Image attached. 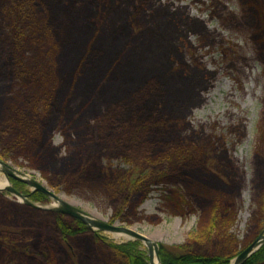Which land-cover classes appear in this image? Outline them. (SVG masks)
I'll return each mask as SVG.
<instances>
[{
  "label": "trees",
  "instance_id": "1",
  "mask_svg": "<svg viewBox=\"0 0 264 264\" xmlns=\"http://www.w3.org/2000/svg\"><path fill=\"white\" fill-rule=\"evenodd\" d=\"M151 1H133V25L126 20L127 0H0V160L22 158L55 192L63 184L70 193L80 182L73 180L86 175L75 173L66 181L59 175L78 150L95 153L99 160L112 153L129 164L142 158L148 170L136 180L130 169L112 174L100 165L105 172L98 184L120 200L110 223L146 219L136 208L156 186L162 188L167 211L183 218L192 210L174 186L196 181L215 191L216 181H223L204 163L198 162L202 175L200 168L192 169V153L200 155L204 147L186 135L181 112L184 101L196 96L201 75L193 65L192 74L173 73L174 61H179L176 41L197 31L186 19L176 26V37L173 28L169 33L161 27L152 30L169 13L153 11ZM137 16L143 24L154 21L145 25L162 46H153L147 31L137 36ZM256 36L261 38L258 32ZM220 50L228 48L221 45ZM57 130L63 141L55 146L52 134ZM256 130L255 145L264 162V97ZM62 148L65 155L59 156ZM87 173L99 175L97 170ZM12 184L17 190L22 185ZM222 194L200 207L188 241L158 243L161 264H229L255 239L264 207L256 211V228L250 225L243 248L232 253L237 240L230 229L237 210L234 200ZM30 199L49 202L40 192ZM0 215L8 222L0 221V250L28 264H148L138 241H109L78 220L12 202L3 193ZM244 264H264V244Z\"/></svg>",
  "mask_w": 264,
  "mask_h": 264
},
{
  "label": "rangeland",
  "instance_id": "2",
  "mask_svg": "<svg viewBox=\"0 0 264 264\" xmlns=\"http://www.w3.org/2000/svg\"><path fill=\"white\" fill-rule=\"evenodd\" d=\"M127 1L131 5L126 20L134 25L135 16L132 8L134 0ZM151 2L153 11L158 9L160 12L165 10L169 13L168 20L154 25L152 30L161 27V30L165 28L169 33L173 28L177 30L176 37L180 31L176 26L180 19H186L191 29L197 31L187 39L181 37L176 41L179 61H174L173 73L181 70L192 74L190 67L193 65L196 73L201 75V80L197 84V94L184 101L185 106L181 116L187 123L186 135L204 147L200 155L192 153L191 163H194L192 169L198 171L200 168L202 175L199 163H204L223 181H216L215 185L219 186L215 191L209 186L197 184L196 181L174 186L186 207L193 212L183 218L173 216L167 211L162 205L163 198L161 200L160 196L162 188L156 186L136 208L137 215L147 220H136L128 225L116 219L113 223L127 226L155 242L169 246L181 245L188 241L194 232L200 207L208 198L221 195L223 189L229 188L227 194L222 195L232 198L235 202L236 218L230 231L237 240L236 249L234 251L232 249V253H237L243 248L247 237L251 236L250 225L256 228V224L260 223L255 230V237L264 231V221L260 220L256 224L254 221L256 211L260 209L262 212L264 207V162L262 155L259 156L261 152L258 154L260 149L255 145L261 99L264 97V72H261V68L264 69V0H216L214 3L212 0H152ZM174 13H176L175 19ZM139 16L136 17L139 25L137 36H142L147 31L153 46H162L155 33L145 25L149 26L154 21L148 23L145 20L143 24L138 21ZM256 32L261 38H257ZM221 45L228 50L222 53ZM199 47L202 48L198 49ZM196 59L199 61L198 66L193 64ZM62 141L63 136L60 131H55L52 134L53 145L58 146ZM76 153L64 162L59 175L61 181H66L67 177L75 173L82 172L86 176L73 180V183L80 182L72 186L70 193L66 192L62 184L57 193L59 198L90 217L111 222V216L119 208L120 200L111 196L106 188L98 184L100 175L102 177L105 172L101 170L100 165H104L105 170L110 169L109 172L112 174H116L120 169H130L134 175L132 180H136L139 173L146 172L147 165L142 158L133 159L132 164H129L128 161L108 152L106 156L103 154L100 160L96 158L97 154L85 153L84 149ZM64 155L65 148H62L59 156ZM6 162L16 171L47 186L45 179L36 170L29 168L24 159L18 158L14 162L6 158ZM94 170L99 172L97 177L87 173ZM2 175L3 173L0 172V176ZM20 188L24 191L30 190L27 185ZM152 217L157 218L153 223L148 220ZM4 218L0 215V221L8 223ZM7 227L11 226L8 224ZM19 229L21 231V228ZM99 233L115 243L126 242L129 239L115 238L116 234L111 232ZM141 250L147 255L145 246L141 245ZM0 264L28 263L22 257L12 258L0 250Z\"/></svg>",
  "mask_w": 264,
  "mask_h": 264
},
{
  "label": "water",
  "instance_id": "3",
  "mask_svg": "<svg viewBox=\"0 0 264 264\" xmlns=\"http://www.w3.org/2000/svg\"><path fill=\"white\" fill-rule=\"evenodd\" d=\"M1 170L7 175V177H11L13 179L22 181L28 184L31 188L37 191H41L55 201H57L56 207L53 208L54 211L68 215L72 218L78 219L82 221L86 226L94 231H101V232H111L115 234H121L127 236L129 240H137L140 241L147 249V256H148V263L149 264H161L159 258V247L158 243L153 241L152 239L142 235L141 233L123 226V225H116L115 223H109L108 221H104L101 219H96L93 217L88 216L87 214L80 211L75 206L71 205L70 203L63 201L57 195L50 192L46 189L41 183L35 180L23 179L20 176L16 175L11 166L3 161L0 160ZM6 190L12 192L17 197L25 200L24 196L15 191L10 185L5 187ZM26 203L31 204L25 200ZM32 205V204H31ZM264 243V231H262L245 249H243L233 260L230 264H243L248 257H250L258 248ZM154 257L156 258V262H154Z\"/></svg>",
  "mask_w": 264,
  "mask_h": 264
},
{
  "label": "flooded vegetation",
  "instance_id": "4",
  "mask_svg": "<svg viewBox=\"0 0 264 264\" xmlns=\"http://www.w3.org/2000/svg\"><path fill=\"white\" fill-rule=\"evenodd\" d=\"M1 161H3V162H5V163L9 164L8 162H6V160H1ZM9 165H10V164H9ZM10 166H11V165H10ZM11 168L13 169V171L15 172V174L18 175V176H20L21 178H23V179H29V180H35V179H30V178H28L27 176H25L24 174L20 173L19 171H16L12 166H11ZM0 172L3 173V176H4L5 179L8 181V185H10V186H11L15 191H17L18 193H20L21 195H23L24 198H25V200H26L27 202L31 203L32 205L26 203L25 200H23V199L17 197V196L14 195L12 192L6 190L5 187H4V188H0V193H3L4 196H5V198H7L8 200H11L12 202H15V203H18V204H21V205H24V206H26V207H31V208H34V209H40V210H44V211H49V212H53V213H56V214H61V215L67 216V217H69V218H71V219H75V218H72V217H70V216H68V215H65V214H62V213H59V212L54 211L53 208L56 207V205H57V201H55L53 198H51V197L48 196L47 194H45V193H43V192H41V191L34 190V189L31 188L28 184H26V183H24V182H22V181H19V180L13 179V178H11V177H7V175L1 170V166H0ZM12 181H17V182H19V183H22L21 186L27 185V186L30 187V190H29V191H24V190H22L20 187H19V190H17L16 188L13 187ZM35 181H37V180H35ZM45 181H46V180H45ZM37 182H39V181H37ZM46 182H47V181H46ZM39 183H40V182H39ZM41 184H42L46 189H48L50 192H52V193H54L55 195L58 196L57 193H58L59 191H58V192H55V191H54V190L48 185V183H47V186H46L45 184H43V183H41ZM35 192H40V193L44 194V195L49 199V202L46 203V204H43V203H39V202H34V201H32V200L30 199V195L33 194V193H35ZM58 197H59V196H58ZM51 201H53L52 204H51ZM75 220H78V219H75ZM78 221H80V220H78ZM80 222H82V221H80ZM82 223H83V222H82ZM112 223H113V222H112ZM83 225H84L85 227H87L88 229H90V228H89L88 226H86L84 223H83ZM90 230L93 231V232H97V231H94V230H92V229H90Z\"/></svg>",
  "mask_w": 264,
  "mask_h": 264
},
{
  "label": "bare ground",
  "instance_id": "5",
  "mask_svg": "<svg viewBox=\"0 0 264 264\" xmlns=\"http://www.w3.org/2000/svg\"><path fill=\"white\" fill-rule=\"evenodd\" d=\"M8 185V181L5 179V177L2 175V176H0V188H4V187H6ZM114 237L115 238H121V237H123V238H126V236H124V235H121V234H116V235H114ZM154 262H156V258L154 257Z\"/></svg>",
  "mask_w": 264,
  "mask_h": 264
}]
</instances>
